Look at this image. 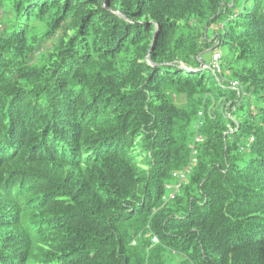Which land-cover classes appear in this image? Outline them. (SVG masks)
I'll use <instances>...</instances> for the list:
<instances>
[{
	"label": "trees",
	"instance_id": "1",
	"mask_svg": "<svg viewBox=\"0 0 264 264\" xmlns=\"http://www.w3.org/2000/svg\"><path fill=\"white\" fill-rule=\"evenodd\" d=\"M0 264H264V0H0Z\"/></svg>",
	"mask_w": 264,
	"mask_h": 264
}]
</instances>
